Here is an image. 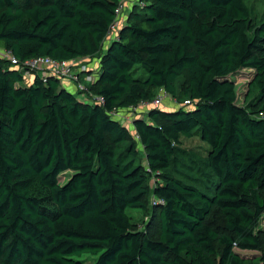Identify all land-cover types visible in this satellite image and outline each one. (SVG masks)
I'll list each match as a JSON object with an SVG mask.
<instances>
[{
    "label": "trees",
    "instance_id": "16d2710c",
    "mask_svg": "<svg viewBox=\"0 0 264 264\" xmlns=\"http://www.w3.org/2000/svg\"><path fill=\"white\" fill-rule=\"evenodd\" d=\"M122 1L0 0V45L21 61L97 56L89 88L105 99L51 75L25 84L0 57V264H264V18L245 0H140L109 40ZM243 69L256 89L246 105L231 78ZM161 87L192 103L149 108L137 141L111 112ZM194 136L203 150L184 145ZM151 193L158 239L127 212Z\"/></svg>",
    "mask_w": 264,
    "mask_h": 264
},
{
    "label": "built area",
    "instance_id": "2783aa9c",
    "mask_svg": "<svg viewBox=\"0 0 264 264\" xmlns=\"http://www.w3.org/2000/svg\"><path fill=\"white\" fill-rule=\"evenodd\" d=\"M126 3L127 0L122 1L116 9V20L111 24L110 31L108 32L109 40L116 36L118 25L123 23L122 19H124L126 15L124 13ZM130 3V10L134 7L135 3H140V5L143 6V3L140 0H130ZM0 57L9 59L12 67H15L23 72L24 79H27L28 76H33L34 81L35 77L39 75L40 78L46 82L48 80V76L51 75L57 77L65 88L77 93L78 95L82 93L84 98L80 95L79 96L84 101L94 104L105 103L103 96L93 93L89 88V84L95 82L98 77L97 71L100 67V59L98 57L96 63L93 61L96 59L95 56L79 57L72 60H56L50 56H38L21 61L10 50H6L3 54H0ZM191 103V99H185L183 102L179 101L177 98L171 96L165 88L161 87L158 88V92L153 100L142 101L139 105L125 109L123 112L130 110L132 115L129 119H131V122L134 123V120L136 118L143 117L149 108L158 107L172 109L187 107L188 105H191ZM119 111L114 110L111 114L113 117L118 119L116 116H119ZM123 114L126 115L125 113ZM119 118L126 119L125 117Z\"/></svg>",
    "mask_w": 264,
    "mask_h": 264
},
{
    "label": "rangeland",
    "instance_id": "374dc122",
    "mask_svg": "<svg viewBox=\"0 0 264 264\" xmlns=\"http://www.w3.org/2000/svg\"><path fill=\"white\" fill-rule=\"evenodd\" d=\"M245 2L248 4V6L251 9L252 16L256 22H259L261 19L264 18V0H245ZM97 61V58L95 60ZM253 70L251 69H243L242 71L233 74L231 78L234 80L236 85V91H237V103L240 105H246V102L256 94V89L252 90L251 84L253 80ZM186 86V75H183L178 80V87L179 92L182 93L184 88ZM158 92V89H157ZM82 98L84 96L82 93L79 94ZM120 114L118 119L125 121L127 125H129L132 135L137 139L138 136L135 133L134 129V123L131 122V111L127 110L126 112L119 111ZM125 113L126 115H124ZM119 117H125L126 119H121ZM139 148H140V159L142 160L143 164L147 166L146 161V155L143 151V146L138 142ZM184 145L187 148H195L198 150H203L204 147H206V144L198 137L194 136L191 139L184 138ZM73 172L71 170L63 172V174L60 175L59 180L61 183H64L69 179ZM155 182L154 179L150 180V184L153 185ZM158 200L154 197L153 193L149 195L147 198V205L148 208L146 210L142 208H128L127 212L130 215L133 223V228L135 230H141L145 232L151 239H158L160 232H161V222L159 217V207L157 204ZM208 221L211 225L221 228L224 225V217L222 215V212L219 208H215L210 216L208 217ZM258 231L263 234L264 233V213L262 216V219L260 221V227ZM242 253H249L250 255H253V253H257L256 251L246 250ZM80 258L84 259L87 262H94L96 259V256L92 254H83Z\"/></svg>",
    "mask_w": 264,
    "mask_h": 264
},
{
    "label": "crops",
    "instance_id": "0c3cea01",
    "mask_svg": "<svg viewBox=\"0 0 264 264\" xmlns=\"http://www.w3.org/2000/svg\"><path fill=\"white\" fill-rule=\"evenodd\" d=\"M130 5H131V3H130V0H129V2H128V0H127V3H126V5H125V11H124V13L125 14H128V12H129V10H130ZM6 51V49L2 46V45H0V54H3L4 52ZM96 58H97V56H95ZM33 81V76H28L27 77V79H25L24 80V83L25 84H29V83H31ZM80 97V96H79ZM133 123V122H132Z\"/></svg>",
    "mask_w": 264,
    "mask_h": 264
},
{
    "label": "water",
    "instance_id": "95a60500",
    "mask_svg": "<svg viewBox=\"0 0 264 264\" xmlns=\"http://www.w3.org/2000/svg\"><path fill=\"white\" fill-rule=\"evenodd\" d=\"M136 119H138V118H136ZM136 119H135V120H136ZM135 120H134V122H135Z\"/></svg>",
    "mask_w": 264,
    "mask_h": 264
}]
</instances>
